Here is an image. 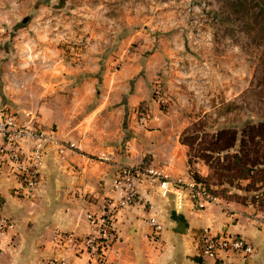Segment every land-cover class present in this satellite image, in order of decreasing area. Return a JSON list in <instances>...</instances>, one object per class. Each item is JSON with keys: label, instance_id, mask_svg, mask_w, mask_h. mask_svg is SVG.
<instances>
[{"label": "crops", "instance_id": "obj_1", "mask_svg": "<svg viewBox=\"0 0 264 264\" xmlns=\"http://www.w3.org/2000/svg\"><path fill=\"white\" fill-rule=\"evenodd\" d=\"M30 1L0 0V112L10 111L20 122L33 120L52 133L62 148L45 147L39 181L28 195L17 192V176L6 170L5 163L0 164L2 212L13 222L8 233L0 236V264H41L47 258L90 264L87 253L61 242L59 235L90 233L87 215L101 214L105 200L118 197L111 183L120 166L156 167L186 184L197 182L192 171L206 176L208 166L198 158L189 163V149L181 139L187 116L176 99L171 97L172 104L165 107L151 95V83H163L161 76L176 62L163 56L170 34L152 36L156 41L148 56L137 48L118 69L67 88L59 81H71L68 77L75 75L49 77L36 69L48 63L45 51L50 31L31 25L15 30L13 26L26 15ZM144 33L139 31L138 36ZM8 38L12 42L6 46ZM55 48V63L48 60L64 67L60 47ZM141 108L146 111L144 119L138 111ZM33 143L29 140L27 146ZM137 189L136 203L114 215L116 239L103 264L212 263L196 246L203 228L241 235L252 244L253 252L246 257L223 252L228 264H264V207L221 200L197 206L186 188L178 206L173 192L162 195L144 183ZM150 217L161 225L155 242L149 236Z\"/></svg>", "mask_w": 264, "mask_h": 264}, {"label": "rangeland", "instance_id": "obj_2", "mask_svg": "<svg viewBox=\"0 0 264 264\" xmlns=\"http://www.w3.org/2000/svg\"><path fill=\"white\" fill-rule=\"evenodd\" d=\"M29 6L13 26L50 31L45 33L48 63L36 69L49 77L75 75L68 77L71 81H59L67 88L118 69L137 48L148 56L156 41L152 36L170 34L163 56L176 62L161 76L164 105L172 104V97L187 116L181 139L190 143L191 159L226 165L225 156L239 149L245 125L264 121V0H31ZM139 31L144 35L138 36ZM7 41L9 46L12 40ZM56 45L64 67L51 65ZM221 129L237 131V140L228 150L216 152L223 141L214 135ZM254 180L232 185L212 180L210 186L221 201L263 208L264 183Z\"/></svg>", "mask_w": 264, "mask_h": 264}, {"label": "built area", "instance_id": "obj_3", "mask_svg": "<svg viewBox=\"0 0 264 264\" xmlns=\"http://www.w3.org/2000/svg\"><path fill=\"white\" fill-rule=\"evenodd\" d=\"M152 98L160 105L166 103L161 84L154 81ZM144 119V108L138 110ZM33 140L31 146L27 142ZM53 144L61 150L62 145L46 130L39 127L33 120L20 122L14 113L0 112V164L5 163L10 173L17 176L20 187L17 192L28 195L37 185L40 178V166L45 147ZM147 184L151 189H158L162 195L173 192L179 206L186 188L188 197L194 200L197 206L205 202H217L218 197L207 192L202 184L193 182L186 184L181 178H170L156 167L140 168L132 165H122L112 178L111 186L117 193V198L108 197L105 200L104 211L99 215L88 214L91 231L83 237L73 233H60V241L72 245L77 251L85 252L90 258V264H103L106 252L116 239L114 229V215L122 208L133 206L138 199V185ZM3 197L0 193V236L6 235L12 228L13 222L2 212ZM152 226L149 234L152 241H157L161 232V225L153 218L148 219ZM198 250L211 259L208 264H228L221 256L223 252L236 253L246 257L253 252L252 244L241 235L213 233L209 228H203L197 238ZM41 264H66L62 259L47 258Z\"/></svg>", "mask_w": 264, "mask_h": 264}, {"label": "trees", "instance_id": "obj_4", "mask_svg": "<svg viewBox=\"0 0 264 264\" xmlns=\"http://www.w3.org/2000/svg\"><path fill=\"white\" fill-rule=\"evenodd\" d=\"M240 134L239 149L230 156H225L227 157L226 165H221L219 160L212 163L210 160L202 157L211 173L206 176H200L198 173L192 171V176L195 181L202 184L204 189L212 195L217 194L210 186L212 180H215V184L218 185L223 184V182L232 185L234 181L242 179H252L251 183H254L255 178L261 183H264V121L258 123L248 122ZM214 137H216L218 142L223 141V144L217 145V150L215 151H226L235 145L237 131L221 129L217 131ZM223 138H226L227 143H225ZM182 141L190 148V143L184 140ZM192 162L190 156V165Z\"/></svg>", "mask_w": 264, "mask_h": 264}, {"label": "water", "instance_id": "obj_5", "mask_svg": "<svg viewBox=\"0 0 264 264\" xmlns=\"http://www.w3.org/2000/svg\"><path fill=\"white\" fill-rule=\"evenodd\" d=\"M176 231L180 232V231H181V229L177 228V229H176Z\"/></svg>", "mask_w": 264, "mask_h": 264}]
</instances>
